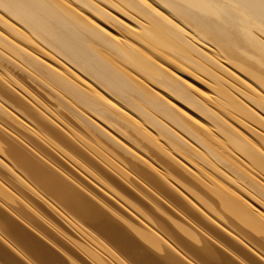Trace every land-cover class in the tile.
Instances as JSON below:
<instances>
[{"label": "bare ground", "instance_id": "obj_1", "mask_svg": "<svg viewBox=\"0 0 264 264\" xmlns=\"http://www.w3.org/2000/svg\"><path fill=\"white\" fill-rule=\"evenodd\" d=\"M0 130V169L11 175L10 163L31 178L24 186L18 176L21 188L14 173V185L0 181V194L22 193L32 207L40 199L95 247L102 243L34 189L32 181L42 176L60 201L70 200L73 186L59 178V160L51 162L48 151L81 168L79 156L65 150L79 149L116 177L136 172L159 193L197 189L223 206L199 195L204 209L224 219L227 209L264 228V0H0ZM47 160L50 166L40 169ZM77 193L69 194L79 204L73 212L112 234L139 264H181L163 252L141 253L111 219L92 217L96 204ZM237 194L254 198L263 212ZM9 228L41 261L63 264L21 225ZM192 242L210 264H234L204 239ZM6 250L0 243L7 264L26 263Z\"/></svg>", "mask_w": 264, "mask_h": 264}, {"label": "rangeland", "instance_id": "obj_2", "mask_svg": "<svg viewBox=\"0 0 264 264\" xmlns=\"http://www.w3.org/2000/svg\"><path fill=\"white\" fill-rule=\"evenodd\" d=\"M186 80L194 88H202L193 81L187 78ZM177 106L180 107L179 104ZM180 108L183 109V107ZM183 111L192 118L195 117L194 119L200 120L195 115H191L193 113H189L188 111H185V109H183ZM0 132L2 131L0 130ZM65 150L74 157H76V155L79 156L80 160L78 161L82 165L81 168L84 170H89L88 173L91 172L89 174L82 170L81 172L79 170L81 169L80 167L77 168L73 163L68 162L65 158H60L56 154L48 151L49 158L51 157V162L55 159L59 160V165L62 167H59V173L61 172V174L63 173V175H66L72 179V182H70L67 177L61 174V177H59L68 181L75 189L74 191L72 188V190L70 189L71 192H68L67 198L70 200H61L63 202L62 203L56 194V190L51 189V187L45 184L42 176H39L35 179V181H32V184L40 197H47V199L52 203H56L54 204L55 206L59 205V210L62 209L64 214L67 213L69 216H73V218H75L74 220H77V224H75V221L73 220L74 224L79 228L81 227L80 229L83 228L82 230L85 229L84 231L90 234L89 235L85 232L86 235H89L88 237L90 240L99 244L101 242L102 244L100 247H95L89 244L87 240H84L81 237V234L76 231L75 228L72 229V227L67 222H65L59 216L53 214V212L50 211L48 207H46L45 203L38 198L37 201L33 203L32 207L26 203V198H21V195L23 196L22 193L17 192L16 199L3 197L4 195L0 194V233L5 234L9 239V241L5 240L4 238L0 239V243L9 250H6L9 256L16 257L20 262H26L24 264H46L44 261L40 260L36 252L28 250L27 247L11 233L9 227L10 224L14 222L19 226L21 225V227L29 234L34 236L40 244L46 246L49 250L50 256L59 260L63 264H98L96 260L98 257L104 258L106 260V264H139L138 261L130 257L128 252H125V247L116 241L112 234L99 230L95 226L88 224L86 220H82L80 216H77V214L73 212V210H76L79 204H76L75 202L72 204V197L75 199V196H69V194L78 191L77 194L85 195L90 201L96 204L93 206L92 217L97 216L102 218L105 216L106 218L111 219L119 230L125 232L127 235L133 238L134 243L139 245V250L141 253H144L150 257H155L156 255L159 256L158 253L163 252L168 256V260L172 263H176L178 261L181 264H210L204 256L198 255L191 250L194 247L198 248V244L195 245L192 240L196 241V238H200L204 239V243L206 244L205 246L211 252L220 253L219 255L224 256L228 263L264 264V228L257 225V223L252 225L249 222L243 221L238 214L227 209H224L222 212L223 216L225 217L224 219L221 214L218 216L217 212L214 213L215 211L211 212L207 208L204 209L203 204L200 203L201 200H198V202L195 201L196 199H199L198 197L200 195L201 197H205L211 203L215 204V206L223 209V206L219 204L220 202L215 196H208L197 189L196 191L192 190V195L191 193H184V196H178L177 193H174L173 196L168 191L166 192L169 194L166 192L164 193L163 191H160L159 193V190L157 187H155V185L149 182L146 183V178L136 174V172L129 173L124 177L116 174L118 177H121L118 178L115 176L113 171L111 172V168L109 171V166L104 165L105 167L107 166L106 168L108 169H106L103 164H100V162L96 160L99 163L98 164L93 157H89L86 153L82 152L84 154V156H82L81 150ZM77 153H79L81 157ZM51 162L48 160L46 163L41 162L39 164L40 169L50 166L49 164ZM9 164L7 163L8 167L11 168V170H9L11 172L13 171L11 174L13 175L12 177L16 175L15 178H17L18 180H16L19 182V184L16 183V186H20V183H23L24 180L25 182L29 179V181H31L28 170L20 169V171H18L17 169H14V166H10L11 164ZM60 169H63V171H60ZM16 172L19 173V175H17ZM21 174L22 177L24 176L23 178L21 177ZM130 174L131 176H128ZM173 174L174 175L172 176L174 177L177 175L175 173ZM11 175H8L6 172L0 169L1 184H13L9 180V176ZM18 176L22 178L21 182L19 181ZM178 176L175 177L177 180V182L176 180L175 182L178 183V185L180 182V185L183 187L184 182L180 181L182 180V177L179 179ZM54 177H56L55 174ZM92 177L93 179H96L93 180ZM160 177H164V180H166V177H162V174H160ZM98 180H100V182H98ZM29 181L27 183L24 182L26 184L24 186H27L28 183H31ZM166 183L172 185L171 183L173 182L166 181ZM22 185L20 187L25 188ZM100 186L104 188H101ZM107 188L109 190L112 189L111 191L113 192L107 190ZM18 191L23 192V190ZM232 191L235 194L240 193L233 188ZM193 193L196 194V197L193 195ZM175 195L178 197L176 198ZM237 195L238 197H243L245 201H248V203L250 202L249 204L252 205L255 210L260 211L257 212H263V208L260 205H257V202L256 200L254 201V198L250 199V197H248L247 199L244 195L242 196V194ZM185 196H187V200L189 199L188 201L186 200ZM27 197H31V195H28L27 193ZM29 199L31 200V198ZM249 199L253 202H251ZM189 201H191L190 206L187 205L189 204ZM68 203H70L69 207L72 208L67 207ZM191 203H193L195 206H192L193 204ZM196 203L200 204L197 205ZM76 205L77 207H75ZM187 207H190V210ZM219 220L221 222H219ZM259 224L261 225L260 222ZM193 235H195V237H192ZM191 242L193 243L191 244L192 247L190 246ZM107 249L112 252V257L106 253ZM200 250L202 252L204 251L201 248ZM19 251L27 255L28 257H26L30 261L25 259V255ZM20 255L25 261L20 257ZM163 258L165 259L166 257L164 256ZM211 258L216 260L218 259V257ZM163 262L167 263V261L165 262L162 258H160V263ZM0 264L7 263L0 257Z\"/></svg>", "mask_w": 264, "mask_h": 264}]
</instances>
